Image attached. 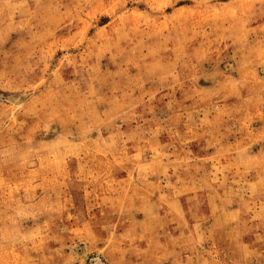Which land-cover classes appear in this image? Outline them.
<instances>
[{"label": "rangeland", "instance_id": "obj_1", "mask_svg": "<svg viewBox=\"0 0 264 264\" xmlns=\"http://www.w3.org/2000/svg\"><path fill=\"white\" fill-rule=\"evenodd\" d=\"M264 264V0H0V264Z\"/></svg>", "mask_w": 264, "mask_h": 264}, {"label": "bare ground", "instance_id": "obj_2", "mask_svg": "<svg viewBox=\"0 0 264 264\" xmlns=\"http://www.w3.org/2000/svg\"><path fill=\"white\" fill-rule=\"evenodd\" d=\"M100 264V263H99Z\"/></svg>", "mask_w": 264, "mask_h": 264}]
</instances>
